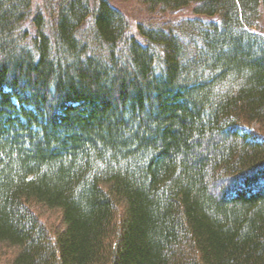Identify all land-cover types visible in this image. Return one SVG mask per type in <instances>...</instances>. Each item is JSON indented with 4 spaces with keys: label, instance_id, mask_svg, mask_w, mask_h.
<instances>
[{
    "label": "trees",
    "instance_id": "obj_1",
    "mask_svg": "<svg viewBox=\"0 0 264 264\" xmlns=\"http://www.w3.org/2000/svg\"><path fill=\"white\" fill-rule=\"evenodd\" d=\"M0 247L264 264V0H0Z\"/></svg>",
    "mask_w": 264,
    "mask_h": 264
},
{
    "label": "rangeland",
    "instance_id": "obj_2",
    "mask_svg": "<svg viewBox=\"0 0 264 264\" xmlns=\"http://www.w3.org/2000/svg\"><path fill=\"white\" fill-rule=\"evenodd\" d=\"M122 7H124L126 10H128V12L130 13V15H134V17H130V20L132 21V27L134 26V24L137 22L139 16H141V14L143 15V11L140 9V7L133 3V2H124L122 3ZM39 209V208H38ZM42 213V217L43 219L47 220L49 223H55L57 224V215L52 213L51 211H46V210H41L39 209ZM0 251L3 252H8L10 251V249L6 250L5 248H1L0 247Z\"/></svg>",
    "mask_w": 264,
    "mask_h": 264
}]
</instances>
